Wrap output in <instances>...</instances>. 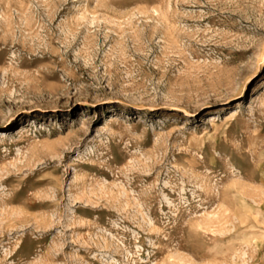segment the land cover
<instances>
[{"label":"rangeland","instance_id":"obj_1","mask_svg":"<svg viewBox=\"0 0 264 264\" xmlns=\"http://www.w3.org/2000/svg\"><path fill=\"white\" fill-rule=\"evenodd\" d=\"M0 264H264V0H0Z\"/></svg>","mask_w":264,"mask_h":264}]
</instances>
